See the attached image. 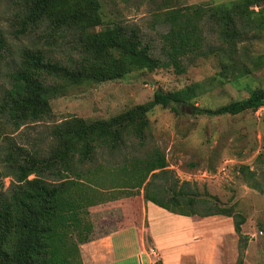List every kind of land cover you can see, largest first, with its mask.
I'll list each match as a JSON object with an SVG mask.
<instances>
[{
	"label": "trees",
	"instance_id": "16d2710c",
	"mask_svg": "<svg viewBox=\"0 0 264 264\" xmlns=\"http://www.w3.org/2000/svg\"><path fill=\"white\" fill-rule=\"evenodd\" d=\"M21 2L23 30H27L24 24L32 29L43 22L57 30L73 29L80 58L63 63L39 49L22 51L19 66L9 76L10 87L0 96V115L4 117L1 126L9 133L10 126L14 129L30 121L48 119L52 114L50 99L67 86L160 68H172L181 74L186 71V63L211 54L218 56L219 70L204 81L176 90L156 89L151 99L108 118L87 120L74 115L54 123L49 131L52 142L42 155L35 151L27 157L28 151L17 146L16 156L24 153L20 161L13 158L11 149L7 160L14 180L7 190L0 191V264H83L80 245L90 241L93 234L89 208L106 203L97 185L102 181L101 168L82 169L93 160L98 148L115 152L128 137L143 143L150 126L148 113L155 106L176 115L187 114L182 107L189 106L193 114L207 117L237 115L264 106V87H251L248 82L243 85L254 68L264 65V55L249 57L251 69L237 55L239 43L255 38L247 37L250 32L257 34L264 30V0L164 7L160 20L167 24V30L161 35V56L154 55L136 27L106 21L101 0ZM210 22L217 27L221 44H206L204 25ZM5 48L6 40L0 31V78ZM243 51L246 54V47ZM48 79L59 83H49ZM225 82L233 85L242 82L247 96L216 107L196 104L195 100L211 86ZM256 160L264 161V147ZM242 169L249 172L250 186L261 190L248 166ZM120 170L125 176L117 189L122 198L129 199L136 227L141 225L142 200H146L182 216L231 217L234 232L242 236L244 217L219 199L204 197L191 182L175 178L159 149L145 157H134ZM152 264L162 262L156 260Z\"/></svg>",
	"mask_w": 264,
	"mask_h": 264
},
{
	"label": "rangeland",
	"instance_id": "374dc122",
	"mask_svg": "<svg viewBox=\"0 0 264 264\" xmlns=\"http://www.w3.org/2000/svg\"><path fill=\"white\" fill-rule=\"evenodd\" d=\"M225 1L229 0H101V10L110 24L136 27L142 39L151 45L154 55L161 56V35L167 30V24L160 20L164 7L189 4L207 6ZM23 12L21 0H0V31L6 40L0 96L10 87L9 76L19 66L20 55L25 49H39L51 59L63 63H72L80 58L79 45L75 41L76 31L70 28L53 29L45 22L32 29L24 24L27 30H23ZM254 34L250 32L247 37L255 38L245 39L237 48L238 57L250 69L253 63L249 57L264 55V30ZM204 35L206 44H221L218 29L213 23H205ZM243 47H246V54ZM217 59L218 56L212 54L198 58L186 63V71L181 74L172 68H160L152 72L133 71L118 79L67 86L50 99L52 114L48 119L30 121L14 129L10 126V133L2 128L4 117L0 115V191L7 190L14 180L10 160H7L12 148L13 158L20 161L24 153L17 157L14 153L17 146L28 151L27 157L35 151L42 155L52 142L49 131L54 123L74 115L87 120L108 118L151 99L156 89L176 90L192 82L204 81L219 70ZM47 81L59 83L55 79ZM244 81L243 85L248 82L251 87H264V65L254 68ZM239 85L215 83L195 102L199 106L216 107L246 97V88ZM182 111L187 114L176 115L167 108L155 106L148 113L150 126L143 143L128 137L115 152L98 148L93 160L86 162L82 169L88 166L90 169L95 166L101 168L102 181L97 185L107 202L123 196L117 189L125 176L120 169L128 166L134 157H145L154 149H159L175 178L191 182L204 197L211 195L244 217L240 236L232 230L231 217L191 216V223L199 224L194 230L198 237L204 244L207 241L215 246L216 252L212 253L211 258H217L219 264H264V161L256 160V155L264 147V106L256 111L214 117L195 115L189 106L182 107ZM244 165L254 173L261 190L250 186L249 172L242 169ZM128 206V200H119L89 208L93 223L91 240L105 231L124 226L131 219ZM189 225L186 224L185 230H190ZM218 233H223L224 244L218 243Z\"/></svg>",
	"mask_w": 264,
	"mask_h": 264
},
{
	"label": "crops",
	"instance_id": "0c3cea01",
	"mask_svg": "<svg viewBox=\"0 0 264 264\" xmlns=\"http://www.w3.org/2000/svg\"><path fill=\"white\" fill-rule=\"evenodd\" d=\"M119 200L129 202L128 198ZM119 200L105 204L117 203ZM215 216L219 217V215ZM190 218L169 212L151 201L142 200L141 225L136 227L132 218H129L124 226L105 231L103 235L81 244L82 262L83 264H152L156 260H161L162 264H219L217 258H211L212 253L216 252L215 246L207 241L204 244L194 231L199 226L198 222L191 223ZM187 223L190 224V230H185ZM229 229L231 230V225ZM230 230L229 232L232 233L233 229ZM187 232L190 233L186 234ZM218 234L220 238L218 243L224 244L223 233ZM182 235L184 236L181 237Z\"/></svg>",
	"mask_w": 264,
	"mask_h": 264
},
{
	"label": "clouds",
	"instance_id": "9594fccd",
	"mask_svg": "<svg viewBox=\"0 0 264 264\" xmlns=\"http://www.w3.org/2000/svg\"><path fill=\"white\" fill-rule=\"evenodd\" d=\"M256 8V7H255Z\"/></svg>",
	"mask_w": 264,
	"mask_h": 264
}]
</instances>
